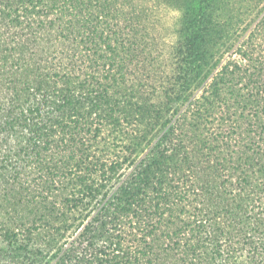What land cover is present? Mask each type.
Wrapping results in <instances>:
<instances>
[{"label": "trees", "instance_id": "obj_1", "mask_svg": "<svg viewBox=\"0 0 264 264\" xmlns=\"http://www.w3.org/2000/svg\"><path fill=\"white\" fill-rule=\"evenodd\" d=\"M228 1L161 57L143 0H0V264H264V7Z\"/></svg>", "mask_w": 264, "mask_h": 264}, {"label": "rangeland", "instance_id": "obj_2", "mask_svg": "<svg viewBox=\"0 0 264 264\" xmlns=\"http://www.w3.org/2000/svg\"><path fill=\"white\" fill-rule=\"evenodd\" d=\"M143 2L152 8L150 19L153 24L150 31L157 38L159 56H167L170 47L177 42L180 35L183 6L187 2L185 3V0H143ZM223 7L224 10L226 8L227 11L235 14L234 22L245 19V24H249L255 19L257 12L263 10L264 0H231V3L224 2ZM241 33V30L238 31L232 40L237 41Z\"/></svg>", "mask_w": 264, "mask_h": 264}]
</instances>
